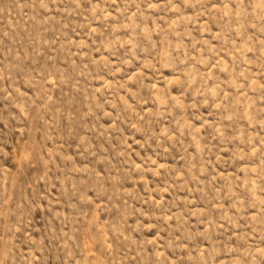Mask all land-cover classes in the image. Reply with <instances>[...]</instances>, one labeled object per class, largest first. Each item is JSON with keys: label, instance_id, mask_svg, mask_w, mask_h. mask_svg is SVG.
Here are the masks:
<instances>
[{"label": "rangeland", "instance_id": "rangeland-1", "mask_svg": "<svg viewBox=\"0 0 264 264\" xmlns=\"http://www.w3.org/2000/svg\"><path fill=\"white\" fill-rule=\"evenodd\" d=\"M0 264H264V0H0Z\"/></svg>", "mask_w": 264, "mask_h": 264}]
</instances>
